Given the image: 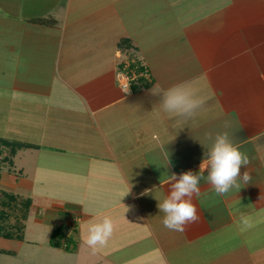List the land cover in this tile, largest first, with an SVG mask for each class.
<instances>
[{"label":"crops","instance_id":"0c3cea01","mask_svg":"<svg viewBox=\"0 0 264 264\" xmlns=\"http://www.w3.org/2000/svg\"><path fill=\"white\" fill-rule=\"evenodd\" d=\"M2 1L11 15L0 64L12 79L0 88L19 94L29 125L24 137L19 128L6 139L30 145L10 166L20 162L23 178L15 181L28 189L32 208L42 187L38 155L52 164L53 191L41 190L52 208L38 209L42 220L53 214L44 229L60 227L72 239V251L56 248L62 257L71 264H252L248 232L264 225V0ZM140 12L152 21L140 22ZM124 56L150 76L127 93L117 79ZM177 84L206 101L191 118L161 107L162 93ZM225 131L248 156L240 171L250 181L217 195L201 180L192 197L199 220L184 232L165 228L158 203L170 192L167 176L199 173L212 144L206 133ZM105 216L113 234L93 251L84 242L88 229Z\"/></svg>","mask_w":264,"mask_h":264},{"label":"clouds","instance_id":"9594fccd","mask_svg":"<svg viewBox=\"0 0 264 264\" xmlns=\"http://www.w3.org/2000/svg\"><path fill=\"white\" fill-rule=\"evenodd\" d=\"M122 91L127 93L128 86ZM205 102L204 98L196 97L185 84H177L168 88L162 93L160 100L164 111L185 119L195 115ZM225 127L228 125L226 124ZM206 137L212 140V144L205 152L199 173L189 170L179 175L173 172L167 176L166 183L170 184V192L162 203H158V208L165 214L162 223L169 230L184 232L188 224L199 220L192 197L194 194H199L201 180H206L217 195H225L233 188H240L239 180L242 179L244 183H248L251 179L247 171L243 175L240 171L242 167L246 168L249 164V158L232 143L227 131L217 133L214 137L211 133H206ZM161 151L167 161L166 167L170 166V154L166 147L162 145ZM205 171H207L206 176ZM244 223L247 224L246 219ZM113 231L112 219L105 216L102 222L94 223L89 227L84 242L95 251L97 246L107 244Z\"/></svg>","mask_w":264,"mask_h":264},{"label":"rangeland","instance_id":"374dc122","mask_svg":"<svg viewBox=\"0 0 264 264\" xmlns=\"http://www.w3.org/2000/svg\"><path fill=\"white\" fill-rule=\"evenodd\" d=\"M5 2L0 0V42L4 39V33L7 28L6 19L10 18L8 15H11V13H7L4 10V4ZM11 4H9L10 7ZM2 7V8H1ZM139 12V11H138ZM140 15V22H144L146 24L150 23L152 20L149 19V21L146 22L147 18L144 13H139ZM136 26L138 25L137 19L134 21ZM156 23L159 24V21ZM139 26V25H138ZM131 28V24H130ZM164 33L162 32L161 35ZM1 48V46H0ZM142 49L144 54H147L148 52L144 50V45H142ZM136 51L135 55L137 56L141 55V50ZM121 56L124 54V52H120ZM3 55V54H2ZM126 59L127 56H124ZM132 57V56H131ZM134 58V57H133ZM135 59V58H134ZM5 66L2 63L0 64V74L7 73V76H1L0 75V85H3L4 82H11L12 71H4ZM8 69V68H7ZM10 70V69H9ZM3 89L0 88V137L1 138H14L17 135L14 130L19 129L20 135L24 137L25 132L28 130V121H26L25 117L22 116L23 112H21L20 109H18V102H19V94L17 93H5L2 91ZM43 154L38 155V164L37 167L42 170L41 172H37V178L41 180L42 187L38 189V192L36 191L32 196L34 199V204L30 210V217L25 221V230H24V240L22 242L17 240H9L5 238H0V248H4L6 250H10L13 252V254H4L0 253V264H71V262H75L71 257H62L60 253V250L53 248L49 245V235L52 232V228L44 229V225L52 227L51 222H53L54 218L52 217L53 214L50 212L46 213V216L44 220H42L41 213L39 212V203L45 204V206L52 208V197H43L42 192L44 193V189L47 191L52 189V181H51V175L48 173V170L51 168L52 170V164L45 163L43 165ZM16 168L13 169L11 166L7 163L0 164V171L2 175V180L0 181V189L12 191L21 197L24 196L26 191L28 189H23V185L18 184V180L23 178L22 173L18 171L20 169V162L15 161ZM31 166V165H30ZM44 172V173H42ZM47 172V173H45ZM17 178H15V176ZM14 180V181H13ZM20 183V182H19ZM21 185V187H20ZM23 187V188H22ZM42 190V192H41ZM51 195V193L49 194ZM29 196V195H28ZM26 196V197H28ZM48 201V202H47ZM46 202V203H45ZM48 219V220H47ZM14 219L11 221L13 222ZM39 223H41L39 225ZM78 229V228H77ZM47 230V232L45 231ZM248 235V241H247V247L250 250L252 256L250 260L252 261V264H264V225L263 227L259 224L254 226L253 230L248 232L250 233ZM258 235V236H255ZM84 238V237H83ZM237 241H238V237ZM251 239V240H250ZM72 247L69 251L73 250L74 243L72 242ZM65 255V254H64ZM68 255V254H66ZM76 263V262H75Z\"/></svg>","mask_w":264,"mask_h":264},{"label":"trees","instance_id":"16d2710c","mask_svg":"<svg viewBox=\"0 0 264 264\" xmlns=\"http://www.w3.org/2000/svg\"><path fill=\"white\" fill-rule=\"evenodd\" d=\"M33 21L46 25L54 23V20L46 18H38ZM122 44L123 41L120 42V47H125L122 46ZM137 61L139 69H145V66L141 64L139 60ZM120 67L122 66L119 63L118 69H120ZM145 83L146 82L143 79H139V84L143 85ZM28 147H30V145L24 142L0 137V164L7 163L9 165H13V157L17 151ZM1 177L2 175L0 171V180ZM31 205V198L21 197L18 194L0 189V238L17 240L20 242L24 240V230L26 228L25 221L28 219ZM12 219H14L13 222L11 221ZM71 243L72 239L65 237L62 228H54L49 240V245L51 247L62 248L69 251L72 246ZM0 253L13 254L12 251L4 248H0Z\"/></svg>","mask_w":264,"mask_h":264},{"label":"built area","instance_id":"2783aa9c","mask_svg":"<svg viewBox=\"0 0 264 264\" xmlns=\"http://www.w3.org/2000/svg\"><path fill=\"white\" fill-rule=\"evenodd\" d=\"M121 57V55H118ZM121 66L118 69L117 79L121 89L128 86V91L133 87V85L139 84V79H143L145 82H150V76L145 69H139V64L137 59L127 56L125 60L120 62Z\"/></svg>","mask_w":264,"mask_h":264}]
</instances>
